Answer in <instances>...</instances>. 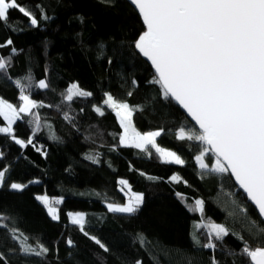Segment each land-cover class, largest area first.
<instances>
[{
	"label": "trees",
	"instance_id": "obj_1",
	"mask_svg": "<svg viewBox=\"0 0 264 264\" xmlns=\"http://www.w3.org/2000/svg\"><path fill=\"white\" fill-rule=\"evenodd\" d=\"M18 3L32 10L39 23L32 28L25 17L12 10L10 21L16 31L0 26V42L11 37L18 49L9 69L11 79H0V97L20 103L19 92L11 80L28 75L29 70L34 83L46 79L50 87L32 89L31 98L47 105L36 111L42 124L50 127H42L34 137V144L46 155L33 146L21 149L0 134V152L4 153L0 167L10 169L5 186L0 188V213L10 218L6 223L28 235L31 243L41 242L50 251L46 257L23 256L18 245L0 229V251L9 264H136L137 260L141 264H211L213 255L220 264H248L240 252L242 242L232 234L222 242L215 241V250L198 247L192 240L193 229L201 245L207 243L206 230L194 229L201 214L186 207L195 199L205 202V223L224 224L243 235L251 247L257 246L258 241L251 239L256 229L248 218L259 217L232 180L211 173L201 175L194 159L200 151L198 142L175 139L180 127L194 126L172 101L162 98L158 85L149 83L154 74L134 49V40L144 27L131 5L126 0ZM41 13L49 19H42ZM101 44L104 53L98 58ZM8 54V48L0 49V55ZM72 83L93 95L64 101L62 93ZM129 91L133 93L130 97ZM105 92L139 106L142 110L133 116L137 130L163 129L157 143L176 151L185 164L161 163L155 154L149 157L138 149L120 147L122 129L112 110L103 105ZM93 106L101 107L104 115L94 112ZM3 123L0 117V125ZM13 128L19 138L26 140L31 135L25 120L18 121ZM51 135L56 139H51ZM89 155L97 156L99 162L86 159ZM213 161L209 154L205 162L211 165ZM174 174L181 177V182L170 181ZM120 179L127 180L132 191L144 196L140 210L131 216L109 213L106 208V203L126 201L127 190L121 192L122 186L117 183ZM12 182L28 187L16 192L8 187ZM177 192L183 194V202L177 198ZM43 194L63 198L58 206V222L52 221L35 199ZM238 206L245 207L247 212L240 213ZM68 212L84 213L86 230L105 243L109 251L105 253L77 226L70 225ZM140 234L145 238L143 244ZM68 239L73 241L71 248L66 244ZM13 248L17 251L10 252Z\"/></svg>",
	"mask_w": 264,
	"mask_h": 264
},
{
	"label": "snow or ice",
	"instance_id": "obj_2",
	"mask_svg": "<svg viewBox=\"0 0 264 264\" xmlns=\"http://www.w3.org/2000/svg\"><path fill=\"white\" fill-rule=\"evenodd\" d=\"M111 3V0H106ZM133 11L142 20L144 31L134 40V48L150 62L154 70L149 83L159 86L164 100L174 101L191 120L193 128L180 127L175 132L178 141L198 142L199 154L194 157L201 175L208 173L234 180L243 190L247 200L255 206L258 220L248 218L256 230L251 239L258 241L251 247L249 241L224 224L204 222V200L195 199L193 205H186L189 211L199 212L201 221L194 223V229L207 232V243L201 245L198 236L193 233L194 244L204 249L215 250V241H224L232 234L242 242L240 250L248 264H264V0H128ZM39 8V5H37ZM16 10L27 19L32 28L38 27L36 14L18 3V0H0V26L4 30L16 31L10 21V11ZM42 19H49L41 13ZM83 22V17H81ZM8 48L7 56L0 55V79H11L9 69L13 57L18 54L14 41L8 37L0 42V49ZM98 58L103 57L104 45L98 46ZM111 63V60L108 61ZM18 90L20 103L13 104L0 98V117L4 126L0 134L10 138L21 149L33 146L41 155H46L41 147L34 144L35 135L42 127L41 117L36 109L47 107L31 98L32 89L46 90L50 87L46 79L33 82L30 74L11 80ZM132 84L135 86L136 81ZM133 93L129 91L130 97ZM93 93L85 91L72 83L62 93L64 101L71 102L76 97L88 98ZM103 105L115 114L122 131L119 134V146L138 149L146 156L153 154L161 163L184 165L185 161L176 151L168 150L157 143L163 129L140 132L133 123V116L142 109L127 101H120L108 92L104 93ZM83 111V109L81 110ZM93 111L103 116L101 107L93 106ZM65 118L69 119L65 113ZM21 120L29 125L31 135L25 140L15 135L13 126ZM51 139H56L54 135ZM113 151L116 149L113 148ZM154 150V151H153ZM214 162L206 163L208 155ZM4 153L0 152V158ZM92 163H98V157L86 156ZM132 166L130 165V170ZM8 167H0V188L8 179ZM141 175H145L143 172ZM149 179H154L149 177ZM171 182H181L174 174ZM39 183V181H30ZM121 192H125L123 204L107 203L109 213H137L144 203L142 193L131 190L127 180L117 181ZM186 183V182H185ZM10 190L21 192L28 184L12 182ZM176 196L183 202L184 196ZM35 199L46 209L52 221L60 220L58 206L63 198H50L47 194L36 195ZM240 213H246L245 207H239ZM68 222L77 226L89 240L105 253L108 247L99 238L86 230L87 220L82 212H68ZM233 213H229L232 216ZM10 218L0 213V229L18 245L23 256L46 257L50 249L43 243L30 242V237L6 223ZM141 243L145 238L139 235ZM69 248L71 239L66 240ZM10 252L17 249H9ZM231 254V253H230ZM0 261L9 264L7 256L0 251ZM136 264H141L140 260ZM211 264H220L213 255Z\"/></svg>",
	"mask_w": 264,
	"mask_h": 264
},
{
	"label": "water",
	"instance_id": "obj_3",
	"mask_svg": "<svg viewBox=\"0 0 264 264\" xmlns=\"http://www.w3.org/2000/svg\"><path fill=\"white\" fill-rule=\"evenodd\" d=\"M127 2H128V0H126ZM129 3V2H128ZM130 4V3H129ZM132 7V6H131ZM137 13V12H136ZM138 14V13H137ZM141 20V19H140ZM141 23H142V20H141ZM142 25H143V23H142ZM138 38V37H137ZM135 49V48H134ZM136 51V50H135ZM137 52V51H136ZM138 53V52H137ZM139 54V53H138ZM140 57H142L141 55H140ZM146 62H147V64L149 65V67L151 68V70H152V72H153V74H154V70L152 69V67H151V64H150V62L149 61H147V59L146 58H144V57H142ZM179 109H180V111L184 114V116L188 119V121L193 125V126H195V122L194 121H192L191 120V117H189L188 115H187V113L186 112H184V110L183 109H181L180 107H179V105H177L174 101H172ZM233 181V183H234V185L237 187V189L245 196V198H246V200H247V197H246V195L243 193V190L242 189H240L236 184H235V181L234 180H232ZM248 201V200H247ZM250 204H251V202L250 201H248ZM252 205V204H251ZM252 207H254V209H255V206L254 205H252ZM256 210V209H255ZM256 213H257V211H256ZM257 215H258V213H257Z\"/></svg>",
	"mask_w": 264,
	"mask_h": 264
},
{
	"label": "rangeland",
	"instance_id": "obj_4",
	"mask_svg": "<svg viewBox=\"0 0 264 264\" xmlns=\"http://www.w3.org/2000/svg\"><path fill=\"white\" fill-rule=\"evenodd\" d=\"M0 98H2V97H0ZM5 123V122H4ZM4 123L3 124H1L0 126H4ZM169 150V149H168ZM213 160H214V158H213ZM214 162V161H213ZM127 190V189H126ZM125 194V193H124ZM126 202V201H125ZM107 204V203H106ZM193 205V204H192ZM193 233H194V230L192 229L191 230V237H193ZM192 240H193V238H192Z\"/></svg>",
	"mask_w": 264,
	"mask_h": 264
}]
</instances>
